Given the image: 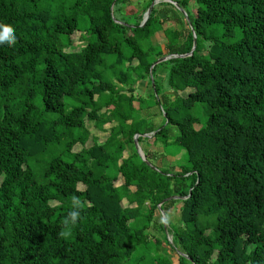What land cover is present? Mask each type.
<instances>
[{
    "label": "trees",
    "instance_id": "16d2710c",
    "mask_svg": "<svg viewBox=\"0 0 264 264\" xmlns=\"http://www.w3.org/2000/svg\"><path fill=\"white\" fill-rule=\"evenodd\" d=\"M171 1L0 0V264H264V0Z\"/></svg>",
    "mask_w": 264,
    "mask_h": 264
},
{
    "label": "rangeland",
    "instance_id": "374dc122",
    "mask_svg": "<svg viewBox=\"0 0 264 264\" xmlns=\"http://www.w3.org/2000/svg\"><path fill=\"white\" fill-rule=\"evenodd\" d=\"M132 9H134V7L127 8L125 11H130ZM114 22L120 23L116 20ZM78 23H79V27H78L79 31L70 37V40L72 42V46L74 47V50H80L86 43L89 42V36L87 35V28H88L87 20L81 18V19H79ZM139 27H142V25H140ZM154 39H155L156 43L160 45V47L164 46L165 38H164L162 33L158 32L156 35H154ZM157 47L158 46H156L152 43V47H150V50L148 51V53L152 57L156 56L158 49H159V47L158 48ZM67 48H66V50H68ZM108 60L109 59L107 58V61ZM160 60L161 59H157L154 64H158V62ZM142 82H144V84L145 83L148 84L147 80H144ZM146 84L145 85L140 84V86L136 85V87L134 88L135 89L134 92H135V95H137V96L139 95L140 97H142L143 100H145V102L147 103L146 105H149L150 101H149V97L147 96V93L149 92V86ZM135 106H136V104H135ZM149 106L152 107L151 108L152 110L155 109V108H153L152 105H149ZM175 133H176V131L173 130L172 136ZM90 135H91L90 139L92 137H95V138H98L100 142H102V141H105L108 134L107 133H99L95 130L90 129ZM148 136H150V135H148ZM148 136H144V137H148ZM90 139H89L88 143H90V141H91ZM148 142H151V140ZM156 143H157L156 147L153 148V150H154L153 157L151 158V160L148 158L149 161L146 159L147 164L150 167H152L154 170H156V171L163 170L164 171V170L169 169V167H176L177 168V166H181V165L186 163V156H185L183 151H180L179 149H177L173 145H169L168 147H164L160 143V141H158ZM145 148H146V144H140V146H138V149L141 152L140 153L141 156L142 155L144 156L143 149L145 151ZM151 155H152V152H151ZM155 218L156 219H163L162 214L161 215L156 214ZM168 240L171 241V238L169 237ZM170 256L172 257V263L177 264V257H176V253L174 250H173V252H171Z\"/></svg>",
    "mask_w": 264,
    "mask_h": 264
},
{
    "label": "clouds",
    "instance_id": "9594fccd",
    "mask_svg": "<svg viewBox=\"0 0 264 264\" xmlns=\"http://www.w3.org/2000/svg\"><path fill=\"white\" fill-rule=\"evenodd\" d=\"M16 44V35L13 27L0 23V48H12ZM73 209L68 213L67 218L65 219V227L69 225L75 226L76 221L80 218L79 209L82 208L80 200L76 197L72 199Z\"/></svg>",
    "mask_w": 264,
    "mask_h": 264
},
{
    "label": "water",
    "instance_id": "95a60500",
    "mask_svg": "<svg viewBox=\"0 0 264 264\" xmlns=\"http://www.w3.org/2000/svg\"><path fill=\"white\" fill-rule=\"evenodd\" d=\"M160 2H163V3H168V4H170V5H173L176 9H178L180 12H181V14L184 16V17H186V14L184 13V11H182V10H180L179 8H178V6L175 4V3H173L171 0H154V2L149 6V8H148V10L145 12V14H144V17H143V20H142V26L147 22V20H148V18H149V16H150V13H151V11H152V9H153V7L155 6V5H157L158 3H160ZM113 6V5H112ZM195 46H196V39H195V37H193V46H192V50H191V53L189 54V55H185V56H190L191 54H192V52L195 50ZM185 56H174L175 58L176 57H179V58H184ZM168 58H163V59H161L158 63H160V62H163V61H165V60H167ZM155 65H153L152 67H151V69L154 67ZM150 76H151V73H150ZM145 136H147V135H145ZM137 138H138V136H135L134 137V144H135V148H136V150H137V152H138V155L140 156V158L147 164V162H146V158L142 155H140V151H139V149H138V145H137ZM147 166H149L148 164H147ZM150 167V166H149ZM151 169H153L152 167H150ZM171 199H176V198H170V199H167V200H171ZM161 214H162V217H163V223H165V216H164V213L163 212H161Z\"/></svg>",
    "mask_w": 264,
    "mask_h": 264
},
{
    "label": "crops",
    "instance_id": "0c3cea01",
    "mask_svg": "<svg viewBox=\"0 0 264 264\" xmlns=\"http://www.w3.org/2000/svg\"><path fill=\"white\" fill-rule=\"evenodd\" d=\"M148 151H150V153L152 152V150L150 149V150H148ZM152 155H153V152H152Z\"/></svg>",
    "mask_w": 264,
    "mask_h": 264
}]
</instances>
